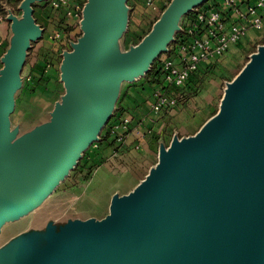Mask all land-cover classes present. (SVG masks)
Listing matches in <instances>:
<instances>
[{"label": "water", "instance_id": "95a60500", "mask_svg": "<svg viewBox=\"0 0 264 264\" xmlns=\"http://www.w3.org/2000/svg\"><path fill=\"white\" fill-rule=\"evenodd\" d=\"M207 1L170 0L126 48L129 0H86L81 34L61 53L64 93L27 128L13 116L30 50L45 33L35 9L49 0H21L19 13L3 4L0 264H264V43L196 133L159 140L157 162L131 189L55 199L102 140L125 86L146 77Z\"/></svg>", "mask_w": 264, "mask_h": 264}, {"label": "rangeland", "instance_id": "374dc122", "mask_svg": "<svg viewBox=\"0 0 264 264\" xmlns=\"http://www.w3.org/2000/svg\"><path fill=\"white\" fill-rule=\"evenodd\" d=\"M85 1L49 0L36 7L35 16L45 27V33L42 39L34 43L25 64V85L17 99L14 124L20 123L23 128L30 127L35 117L47 116L45 114L64 93L59 71L61 53L69 49L70 41L76 40L81 34L79 22ZM128 4L131 12L129 28L123 40L126 48L142 40L167 5L163 8H150L143 0H129ZM7 5L14 12H20L19 4ZM4 11L6 13L5 8ZM6 15L0 11V68L10 31ZM263 43L264 33H259L244 42L230 60H226L225 55L216 72L207 73L199 80L184 102L171 106L156 109L158 102H142L155 100L159 87L155 81H146L144 77L127 84L117 111L101 133L102 140L85 152L76 169L57 189L55 199L73 190L78 191L82 199L89 194L103 199L115 189H131L157 162L159 140L163 139L169 144L176 132L180 136L194 134L218 111L225 82L231 81L241 71L249 56ZM167 56H160V65L165 63ZM130 97L132 102H124ZM143 106H147L148 115L143 113ZM149 114L154 117H148ZM24 117L32 120H23ZM131 132L136 138L126 148ZM108 133L113 134L111 140L104 139Z\"/></svg>", "mask_w": 264, "mask_h": 264}, {"label": "built area", "instance_id": "2783aa9c", "mask_svg": "<svg viewBox=\"0 0 264 264\" xmlns=\"http://www.w3.org/2000/svg\"><path fill=\"white\" fill-rule=\"evenodd\" d=\"M144 1L150 8H160L157 0ZM162 1L163 6L169 2ZM242 4L243 0H218L217 8L201 5L185 17L184 31L177 50L159 66L162 84L153 101L158 102L156 109L184 102L186 98L182 90L191 88L192 77L199 70L201 62L210 56L224 55L231 43L240 40L248 24L262 28L264 0H259L247 9H243Z\"/></svg>", "mask_w": 264, "mask_h": 264}, {"label": "crops", "instance_id": "0c3cea01", "mask_svg": "<svg viewBox=\"0 0 264 264\" xmlns=\"http://www.w3.org/2000/svg\"><path fill=\"white\" fill-rule=\"evenodd\" d=\"M144 1V0H143ZM259 0H243V9H247L248 6L250 5H255L257 4ZM157 4H159L160 8H163V1L162 0H157L156 1ZM35 15H36V11H35ZM37 17V16H36ZM39 21V20H38ZM40 22V21H39ZM41 23V22H40ZM42 24V23H41ZM262 28H256L253 25L248 24V28L245 31V33L242 35V37L240 38V40L236 43H231L228 47V50L226 51V53L228 52V54H224V55H214V56H210L208 59H205L204 61L201 62L200 66H199V70L197 72L194 73L193 77H192V83L193 84H197L199 82V80H201L207 73H211V72H216L217 68H219V66L221 65V60L225 58L226 55V60H230L232 58V55L236 54L237 52H239V48L241 47V45L244 44V42L250 40L253 36L259 34V33H264V17L262 19ZM243 39V40H242ZM216 67V68H215ZM154 99H150V100H143L142 102H153ZM124 102H132L131 97L130 98H126V100H124ZM148 108L147 106H143V113H145V115H148ZM150 118L154 117L153 114H149ZM146 122V121H145ZM144 122V124H145ZM149 123V120L146 122ZM134 133L131 132L128 135V141H127V146L126 148H128V145L133 142V140L136 138V136L134 137L133 135ZM149 140H152L151 137H149Z\"/></svg>", "mask_w": 264, "mask_h": 264}, {"label": "trees", "instance_id": "16d2710c", "mask_svg": "<svg viewBox=\"0 0 264 264\" xmlns=\"http://www.w3.org/2000/svg\"><path fill=\"white\" fill-rule=\"evenodd\" d=\"M20 2H21V0H0V11L3 12L4 14H6L5 11H4L2 3H7V4H10L12 6H17ZM217 4H218V0H208L207 2H205L203 4V6L204 7L207 6L208 8L214 9V8H217V6H218ZM156 19H157V17H156ZM155 20H154V22H155ZM153 23L151 25H153ZM150 29H151V27H150ZM150 29L147 31V33L150 31ZM182 35H183V32L179 33L177 35V40L173 44H171V46H170V52H169L168 56L177 50L178 45L181 42L180 40H181V36ZM159 66H160V61L158 59L157 61H155L152 70L146 75V77H145L146 81H149V80L150 81H155L156 85H161L162 84L161 83L162 73L160 72V67ZM195 86L196 85L192 83L191 88L189 90H187V91L182 90V93L185 95L186 98H187L189 92H191V89H193ZM112 137H113V134L112 133H108V134H106L104 139L111 140Z\"/></svg>", "mask_w": 264, "mask_h": 264}]
</instances>
